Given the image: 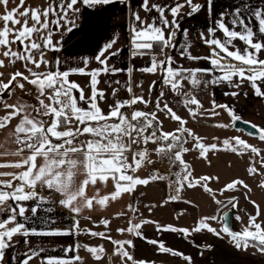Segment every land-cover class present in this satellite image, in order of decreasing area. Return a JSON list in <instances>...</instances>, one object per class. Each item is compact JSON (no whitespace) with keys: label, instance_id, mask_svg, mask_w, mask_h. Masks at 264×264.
Segmentation results:
<instances>
[{"label":"snow or ice","instance_id":"6c2138e0","mask_svg":"<svg viewBox=\"0 0 264 264\" xmlns=\"http://www.w3.org/2000/svg\"><path fill=\"white\" fill-rule=\"evenodd\" d=\"M12 0H0V6L4 8V14L0 15V69L9 65L15 66L20 63L23 71L11 72L10 78L4 82V73L0 71V108L5 110V115L0 117V129L11 126V122L18 119L11 135L18 145L13 156L19 160L0 163V168H14L18 172H0V211H7L5 219H0V264H3L6 250L13 247V239L16 236L23 238V243L29 245L31 236H78L87 235L100 238L113 245L111 256H118L121 264H154L145 260H135L129 252L134 248L132 240L114 239L108 231H93L81 229L79 220L74 219L71 227L67 229H52L47 231L28 228L25 223L18 222L17 217L28 219L26 212L29 210L22 202L34 201L30 211L33 217L38 210L49 203L48 197L38 191L46 188L60 195L58 204L67 209L74 217H78L83 208L93 209L94 205L107 208L109 203L117 201L124 194L132 195L138 186H147L154 181H169V188L173 195L168 201H181V193L185 189L201 188L208 193L211 199L220 208L231 209L238 207L235 196L227 199V202L217 198L230 191H236L237 186L246 192H251V187L243 180L235 179L225 184L219 193L214 192L209 186L211 182L219 180L218 176L201 175L195 177L190 163L185 161L184 155L193 149L198 152V157L211 164L209 153L231 152L237 156L250 154V160L255 161L260 157V165L264 167V156L256 146L249 144L240 136H233L217 143H205L204 138L198 136L192 129L186 127L189 123L169 106L166 100V91L179 97L180 103L188 112L190 118L195 120L198 116L209 114L219 116L218 109L228 114L231 126L236 127L237 122L248 126L250 137H258L264 142V127L245 121L236 113L234 107L227 104H217L213 99L211 108L204 109L202 102L194 92L201 87L226 85L233 89H239L245 81L254 90V95L264 99L258 81L264 82V59L260 58L264 53V7L259 4L253 5L251 0H241L239 4L226 7L215 14L212 25L207 27V36L202 31L199 33L200 41L209 50L207 56L193 55L189 42V29L182 28L180 17L182 10L188 8L185 14L192 17L202 10H206L209 18L214 17L215 0H205V3H197L194 0H174L172 4L150 3V0H141L140 10L146 14L155 12L156 15L148 18L142 17L137 10L131 11L133 26L131 27L130 55L132 58L149 55L155 47H159L160 54L164 59H158L155 54L151 55L150 64L138 69L142 73H160L161 90L155 100L146 99L143 95L133 92L131 80L125 85L130 94L129 99H116L119 89L113 88L111 96L113 102L108 104L107 112L100 106L102 101L108 100L105 90L99 89L101 76L116 75L127 72L129 76L133 68H117L109 61L121 55V49L112 50L116 39L106 43L95 55L94 59L98 66L90 71L87 70L89 61L84 59V67L61 70V60L54 57L53 61L46 59L49 52L61 51V42L67 34L74 33L79 29L81 7L95 9L97 6H107L119 3L126 8H131V0H45L38 6L26 5V0H18L16 6L9 9ZM264 3V0H261ZM167 13V15H166ZM247 13V15H245ZM171 17V19L169 18ZM253 24L256 25L254 29ZM239 29V30H237ZM220 33L221 36H218ZM59 34L60 39H54ZM182 34L184 42L177 39ZM240 41L243 47H237L235 42ZM13 46H16L15 49ZM179 48L180 59L190 61H207L209 67H184L168 52ZM7 61V64H6ZM216 73H219L217 75ZM72 75H86L90 95L85 94L77 82L70 79ZM210 77V79H205ZM109 85L113 81L106 80ZM120 84L119 80L114 81ZM26 84L33 86L37 104L33 106V112H27L25 104H8L5 95L11 96L17 89L27 92ZM142 88V85H137ZM157 87V81H153L148 88L151 94ZM78 93V96H77ZM225 95L238 97L239 91L225 92ZM247 96V93L244 94ZM45 100L48 102L46 103ZM143 105L144 108L137 107ZM152 105V110H145ZM34 113V114H33ZM158 113L165 114V118L177 122L178 127L173 131L163 130V121ZM217 128H227L228 124H216ZM237 131L243 129L237 128ZM82 137L86 139H81ZM190 138V139H189ZM218 139V138H217ZM192 142V148L186 147ZM149 144L156 147L152 150L158 157L167 158L170 166L179 168V171L170 173V176L153 172L146 178H141L136 173L146 165H152L156 161L151 159ZM25 151L28 155H24ZM131 153V159L129 158ZM8 153H5L7 155ZM250 176L264 175L260 173L255 163L247 168ZM78 174L83 179L77 186L74 185V177ZM112 182L113 191L100 195L99 191L89 197L87 189L98 183L107 185ZM264 189V179L259 183ZM245 199L256 209L254 215H249L248 224L241 230L231 228L232 217L229 212L222 216L213 215L202 217L195 222L194 227H177L173 225H160L158 222L143 219L140 223L128 221L129 227L117 228L116 231L123 235L131 234L137 238L147 240V243L156 247L158 253L170 254L181 257L186 264H193L191 256L173 250L162 241L148 240L144 237L141 229L146 224H153L157 232L179 233L184 239L191 238L194 234L208 232L217 238L230 240L232 247L237 251H247L249 247L255 248L264 254V226L258 222L261 215L260 205ZM9 201L12 203L9 204ZM191 203V201H183ZM148 207V206H146ZM132 213H137L138 208L128 205ZM230 209V211H231ZM51 207L44 208L46 212H52ZM151 211V207H149ZM125 213L117 214V218ZM183 215V212L179 213ZM236 221L241 217L236 215ZM90 219V217L88 218ZM209 221H217L222 227L217 230ZM43 223H54L50 218ZM104 228L109 229L111 221L102 219L99 222ZM12 224V227H8ZM81 245L75 244L64 249L68 252L79 251ZM197 248L212 249V245H196ZM97 261L103 259L105 249L103 245H83ZM41 250H33L30 247L19 260V264H30V261L40 257ZM203 256V251L200 252ZM13 261L17 258L12 257ZM42 264H74L81 261L79 255L71 258L64 257H40Z\"/></svg>","mask_w":264,"mask_h":264},{"label":"crops","instance_id":"0c3cea01","mask_svg":"<svg viewBox=\"0 0 264 264\" xmlns=\"http://www.w3.org/2000/svg\"><path fill=\"white\" fill-rule=\"evenodd\" d=\"M18 0H12L9 3L8 8L11 9L16 6ZM163 3V4H172L174 0H150V3ZM183 3V0H180ZM197 3H205V0H194ZM241 0H215L214 3V17L209 18L207 16L206 10H202L200 13L188 17L185 15L189 9L186 7L182 10V16L179 18L181 22V27L189 29V42L191 44V52L193 55L197 56H207L209 54V50L205 44H203L199 39V33L204 32L207 36V27L212 25V19L215 18V14H218L220 11L224 10L226 7H229L234 4H239ZM45 3V0H26V5L29 6H38ZM141 0H131V8H126L124 5L119 3H113L107 6H97L95 9H85L82 5H78L81 7L82 11L80 14V19L78 23L80 24L79 29H77L74 33L67 34L63 37L61 42V51L58 53L49 52L46 54V59L49 61H53L54 57H59L61 60V70H66L69 68H79L84 67L83 61L87 59L89 61L87 70L94 69L98 66L94 57L98 54L100 49L112 39H116V44L114 45L112 50L121 49V55L112 58L109 63L114 65L117 68H133V72L131 76L127 72H121L116 75L111 76H101L100 84L98 85L99 89L105 90L106 94H108V100L102 101L100 106L104 109L105 112L108 110V104L113 102V97L111 96V92L113 88L119 89L118 96L116 99L124 100L129 99L130 94L126 91L125 85L131 80V85L133 88V92L136 95H143L146 99L155 100L157 94L161 90L162 85H160V73L157 74H149L142 73L138 71V69L147 67L150 64L151 55L155 54L156 51L153 49V52L149 55L139 56L136 58H132L130 55V38H131V27L133 26V22L131 19V11L137 10L140 12L142 17L148 18L150 16L156 15L155 12L146 14L142 10H140L139 5ZM251 3L255 6L259 4L261 7H264V3H261V0H251ZM3 6H0V15L4 14ZM167 15V13H166ZM247 15V13H245ZM171 19V17H169ZM3 27V24L0 23V28ZM254 29L256 25L253 24ZM239 30V29H237ZM218 36H221L220 33H217ZM222 38V36H221ZM54 39H60L59 34H57ZM177 39L180 43L184 42V37L182 34H178ZM237 47H243L242 42H235ZM14 49L16 46H13ZM180 49L177 47L175 50L166 49L165 52L171 54L178 62V64L184 67H209L207 61H190L186 59H180L179 57ZM3 58V57H0ZM165 57H163L164 59ZM262 59H264V53L261 54ZM7 64V61H6ZM16 70L23 71V68L20 63H17L15 66L9 65L4 69H0L4 73L2 79L4 82L10 78V73ZM219 75V73H216ZM71 80L77 82L82 88H85V94L90 95V89H88V81L89 77L86 75H72L70 77ZM205 79H210V77H205ZM106 80L113 81L110 85L105 83ZM119 80L120 84L114 83V81ZM157 81V87L150 94L148 91L149 85L153 82ZM262 91H264V82H257ZM137 85H142V88L137 87ZM166 100L169 103H173V106L169 105L173 108L174 111L177 112L182 118H187L189 123L186 127L193 129L200 127V119H205L203 124L206 122L212 121L209 114H205L204 116H198L195 120L189 117L186 109L176 101V96H174L171 92H168L166 89ZM239 91L240 95L238 97H232L230 95H225V92ZM247 93V96L244 94ZM38 94V93H37ZM194 94L196 97L202 102L204 109L211 108V101L214 99L217 104H227L230 107H234L236 113L239 114L243 120L250 121L253 124L260 125L264 127V99L258 98L254 95V90L250 87L249 83L245 81L241 88L233 89L231 87H227L226 85L220 86H209L207 88L201 87L197 89ZM13 96H16V99L25 102L26 104H31L32 101L30 98L25 97L21 90H16L12 93ZM78 96V93H77ZM9 97V96H8ZM9 98L5 99L6 101ZM139 108H144L143 105H138ZM152 105H149L145 110H152ZM2 109V108H1ZM4 110V109H3ZM217 111L222 114L224 120L230 121V117L226 112L222 109H218ZM27 112H33L31 106H28ZM34 114V113H33ZM158 116L161 121H163V129L166 131H173L178 127V123L171 121L170 119L165 118V114L158 113ZM217 117V116H215ZM231 122V121H230ZM218 124L220 122L218 121ZM1 134L3 132H0ZM15 139V138H14ZM81 139H86L82 137ZM18 148V145L16 144ZM16 149H13L11 152H1L0 153V163H7L19 160L20 157L13 156L10 153L15 152ZM149 148V147H148ZM150 152L153 153V148H149ZM5 153H8L5 155ZM24 155H28V152L25 151ZM131 159V153L128 154ZM156 163L152 165H146V169L139 170L136 175L141 178H146L150 176L153 172H159L161 175L170 176L171 166L163 158V162L160 160H155ZM18 172L20 170L14 168H0V172ZM0 179H9V177H0ZM83 179V176L78 174L74 177V187L77 186L80 181ZM169 181H154L147 186H138L137 190L134 194H124L117 201H112L109 203L107 208H101L98 205H94L93 209L89 210L87 208H83L78 217H74L72 213H70L67 209L61 207L58 204V200L60 197L59 194L55 192H51L46 188L40 189L38 187V191L41 194L45 195L49 199V203L43 205L37 212L36 216L33 217L30 209L34 206V201L22 202L26 208L29 210L26 212V216L28 219L25 221L21 217H17L18 222H23L26 224L28 228H36L37 230L47 231L52 229H67L71 227L73 220H79V226L81 229H92L93 231H109V229H101L99 226V220L109 219L115 220L117 218V214L125 213L122 218L128 217V219L132 220V216H135L139 219L138 223H140L143 219H149L155 222H158L160 225H174V215L172 212L167 220L162 217L164 214L165 208H172L173 202L168 201V197L171 195V191L169 188ZM113 186L112 182L109 181L107 185L97 184L96 186H89L87 189V195L89 197L96 194L99 191L100 195H105L112 192ZM12 202L9 201V204ZM171 205H170V204ZM133 205L138 208L137 213H132L128 207L125 209V205ZM148 206V207H146ZM169 206V207H167ZM5 207L6 206H0ZM51 207L54 210L52 212L44 211V208ZM149 207H151V211H149ZM171 211V210H170ZM7 211H0V219L7 218ZM90 217V219H88ZM51 219L54 223H43L45 219ZM187 223H193L195 226V222L197 221V217H194V221L187 218ZM98 223V224H97ZM96 224V226H95ZM12 224H9L8 227H12ZM190 226V227H194ZM111 228L114 227L111 225ZM144 237L148 240H159L162 241L165 246L172 248L174 245L178 247L180 241L186 244V246L191 251L193 249L192 243H185L186 240L195 241H204L206 238V233L202 232L200 234H194L189 239L181 238L178 233L171 232H157L155 226L153 224H146L141 229ZM113 237V235H111ZM209 237V236H208ZM207 237V238H208ZM100 238H94L87 235H78V236H31L29 237V245H25L23 243V238L21 236H16L13 239V247L6 250L5 258L3 264H19V260L23 257V254L30 247L33 250H43L40 252V257H64L71 258L75 255H79L82 260L75 261L74 264H96L99 262H105L104 259L106 256H111L110 254L113 251V248L110 249L106 244H98L94 243V240ZM132 241L134 244V248H129V252L133 255L134 259L145 260L154 262V264H179V258L177 256H172L170 254H162L158 253L157 249L154 245L147 243V240L137 238L132 236ZM169 243L171 244H168ZM211 242V241H210ZM80 244L81 247L77 252H68L67 256L65 255L64 249L68 248L71 245ZM210 244V243H209ZM83 245L89 246H97L103 245L105 251L103 259L97 261L93 258V256L87 252ZM109 250V251H108ZM189 253V252H188ZM16 257L17 259L13 261L11 258ZM40 257H37L30 261V264H42ZM121 264V263H120Z\"/></svg>","mask_w":264,"mask_h":264},{"label":"rangeland","instance_id":"374dc122","mask_svg":"<svg viewBox=\"0 0 264 264\" xmlns=\"http://www.w3.org/2000/svg\"><path fill=\"white\" fill-rule=\"evenodd\" d=\"M26 89H28V91L23 92V94L28 99L30 98L33 104H31L30 102H28L29 104H26L25 102H21L16 99V96L13 95H11L10 97L5 95V99L9 98L6 102L8 104H13V103L25 104L27 105V110H28V106H31L33 109V106L37 104L36 95L38 94L35 92V89L31 85L26 84ZM176 98H177L176 101H178L179 97ZM45 102L47 103L48 101L45 100ZM169 105L173 106V103H169ZM4 115H5V110L0 108V117H3ZM204 120L200 119L199 122L202 125H200V127L198 128H193L192 130L198 136L203 137L205 143H217L219 145L220 142L226 138L233 136H240L241 138L246 140L249 144L259 148L261 150V156H264V142L260 141L258 137H250L243 131H237L233 129L231 126V122L228 120H224L222 114H220L217 117H212L211 118L212 121L206 122L205 124H203ZM218 121L220 123L228 124L230 126L223 129L217 128L214 125L218 124ZM17 123H18V119H15L11 122L10 127L5 129H0V132H3L2 134L0 133V153L7 151L11 152L13 149L17 148L16 143L14 142V137L11 135L13 128ZM163 130L166 131V129ZM185 146L191 149L192 148L191 140ZM147 147L154 149L156 146L149 144ZM151 159L155 161V160H160L161 158L158 157L153 152L151 154ZM165 159L168 162L166 157ZM184 159L185 161H187L192 165L193 175L195 177H199L201 175H210V176L219 177L218 182L213 181L209 185L214 192L219 193V190L225 184L235 179L243 180L251 187L252 189L251 192H246L245 189H243L240 186H237L236 191L227 192L223 196L217 195L218 199L225 202H227L228 198L233 196H235L238 201V207L236 209H232L233 230L241 231L248 224L249 215L255 214L256 209L249 202V200L245 199V195H247L250 200H254L257 204L260 205L261 215L258 218V222H262V226H264V189L259 187V183L262 179H264V175L250 176L247 172V168L250 166L251 163L254 162L255 166L259 169L260 173H264V167H261L259 162L260 157H256L255 161H251L250 154L237 156L236 154L231 152H223V151L212 152L209 153V159L211 160V164H209L207 161L200 159L198 157V152L193 149L192 151L184 155ZM144 169H146V166H144L141 170ZM170 171H171L170 173H174L179 171V168L175 166H171ZM170 191H171V195H173L174 193L171 188ZM181 198H182L181 201L173 202V206L172 208H169V210L168 208H165L163 212L164 214H162V217H164L165 220H167L168 217L170 216V213L172 212L175 220L174 225L177 227L194 226L193 223L190 224L187 223L186 221L187 218L191 219V221H194V217L196 216L198 221L202 217H210L213 215L222 216L225 210L231 209V205H229L227 208H220L218 205L214 203V201L211 199L209 194L205 193L199 187L196 189H185L181 193ZM183 201H191V203H185ZM126 207H128V204L125 205V209ZM181 212H183V215H179V213ZM125 213H127V211H125ZM236 215H239L241 217V220L239 222L236 221L234 218ZM138 220L139 219H137L135 216H132L131 221L133 223H138L139 222ZM110 221H111L109 225L110 230L108 232L110 233V235H113L114 239L133 240L132 239L133 235L128 233H124L123 235H121L116 231L117 228L129 227L128 217L124 218V221L122 218H116L115 220H110ZM209 223L212 227L216 228L217 230H219L222 227V225L217 221H209ZM111 225L114 227V229L111 228ZM98 227H100L101 229L104 228V226L101 225L100 223ZM204 233L207 234L205 237L206 239L204 241L192 242L190 239L185 241V243H188V246L190 243H192V245L194 246L191 251L186 246V244L182 243V241H180L178 247L174 245L172 248H174V250L176 251L182 252L185 255L191 256L193 260V264H264V254L259 253L255 248L249 247L247 251H237L234 247H232L230 240L226 236L224 239H220L206 231ZM180 237L183 238L181 235ZM94 243L106 244L109 246L110 249L113 248V245L111 243L106 242L103 239L94 240ZM209 243L210 245L213 246L211 250H207L206 247L203 249L196 247V245L206 246L209 245ZM168 244L171 243H169L168 241ZM201 251H203V256L200 255ZM177 257L179 258L178 261L180 262L179 264H186V262L181 257L179 256ZM104 259H106L105 262L101 261L96 264L121 263L120 258L118 256H109V257L106 256Z\"/></svg>","mask_w":264,"mask_h":264},{"label":"water","instance_id":"95a60500","mask_svg":"<svg viewBox=\"0 0 264 264\" xmlns=\"http://www.w3.org/2000/svg\"><path fill=\"white\" fill-rule=\"evenodd\" d=\"M232 128L235 129V130H237V128H239V129H243V132L246 133V134H247L248 131H252L250 128H248L247 125H245V124H243V123H240V122H237L236 127H232ZM225 212H229V213H230V216L233 218V211H232V209H231V211H230V209L225 210V211L223 212V214H224ZM223 214H222V215H223ZM230 224H231V228H232V219H231V221H230Z\"/></svg>","mask_w":264,"mask_h":264},{"label":"built area","instance_id":"2783aa9c","mask_svg":"<svg viewBox=\"0 0 264 264\" xmlns=\"http://www.w3.org/2000/svg\"><path fill=\"white\" fill-rule=\"evenodd\" d=\"M155 55L157 56L158 59H163L164 55L160 54V50L156 51Z\"/></svg>","mask_w":264,"mask_h":264},{"label":"trees","instance_id":"16d2710c","mask_svg":"<svg viewBox=\"0 0 264 264\" xmlns=\"http://www.w3.org/2000/svg\"><path fill=\"white\" fill-rule=\"evenodd\" d=\"M154 49L157 50V49H159V47H155Z\"/></svg>","mask_w":264,"mask_h":264}]
</instances>
